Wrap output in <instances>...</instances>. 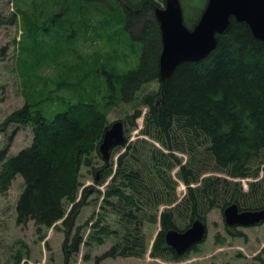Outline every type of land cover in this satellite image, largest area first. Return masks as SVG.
Masks as SVG:
<instances>
[{"label":"trees","instance_id":"obj_1","mask_svg":"<svg viewBox=\"0 0 264 264\" xmlns=\"http://www.w3.org/2000/svg\"><path fill=\"white\" fill-rule=\"evenodd\" d=\"M11 1L14 15L27 18L29 21L25 22L30 26L49 25L55 36H62L64 41L75 39L78 29L93 20L100 21L102 26L116 21L122 33L131 37L128 22L132 13L146 10L153 18L154 6L158 5L155 0H118L117 5L116 0L85 4L83 0ZM196 1L198 5L202 1L201 6L195 7L196 16L189 19L188 13L184 14L188 26L194 25L206 2ZM153 19L141 29L136 67L122 71L115 65H103V107L93 101H65L63 110L48 116L25 99L20 108L7 116L8 123L30 125L32 132L30 145L16 154L9 156L7 146L0 149V190H5L16 174L23 182L15 206L16 221L25 223L32 219L37 232L55 226L59 220L71 226L86 197L95 191L102 197L101 206L117 214L123 231L118 235L107 225L101 226L100 218L96 219L92 224L95 234L115 232L116 237V243L97 258L139 256L145 252L144 238L132 233L127 222L136 225L137 221L158 220L160 229L150 254L178 260L186 252L176 254L166 245L164 235L168 229H185L194 218L205 219L208 209L214 206L222 210L231 202L243 205L242 192L247 193V204L242 208L264 207V40L254 37L246 23L231 17L225 32L217 35L213 51L199 61L181 62L169 77L161 80V43L158 24ZM87 75L88 71L81 66L63 81H53V91L87 81ZM151 81L158 82V89L139 97L137 91ZM118 102L147 106L141 132L162 148L140 137L138 142L148 147L147 160H131L128 156L132 153L123 151L115 168L110 158H101L103 163L97 167L95 159L101 157L98 145L109 124L103 108ZM140 113L135 107L130 116L133 126ZM186 141L205 145L214 170L227 177L210 174L200 179V170L193 168V162L182 163L174 153L185 151ZM175 166L179 167L176 175L186 185V193L174 205L160 210L161 203L172 204L176 200V181L170 174ZM82 167L93 174V185L81 187ZM257 176L261 178L249 181L248 190L235 180ZM109 177L103 191L96 188ZM233 234L239 235V231ZM96 238L101 242L104 237ZM67 240L68 232L62 243L63 264L78 251L83 237L77 232L69 243Z\"/></svg>","mask_w":264,"mask_h":264},{"label":"rangeland","instance_id":"obj_2","mask_svg":"<svg viewBox=\"0 0 264 264\" xmlns=\"http://www.w3.org/2000/svg\"><path fill=\"white\" fill-rule=\"evenodd\" d=\"M83 1L84 4L94 2V0ZM155 1L160 6L164 3V0ZM180 1L185 7L183 15L188 13L189 19L194 18L197 14L195 7L198 1ZM201 2L198 7L201 6ZM13 7L11 0H0V149L7 146L9 156L30 145L32 141L30 125L7 122V116L13 110L20 108L25 99L48 116L63 110L65 101L78 99L93 101L103 107L102 97L105 94L101 75L103 65H115L122 71L136 67L142 43L139 40L142 36L141 29L154 20L153 15L146 10L134 11L128 22V30L132 38L128 33H122L116 21H108L102 26L100 21L93 20L84 28L78 29L75 39L64 41L62 36H55L49 25L41 23L28 25L25 22L29 21L27 18H20L19 14L12 13ZM38 19L41 22V18ZM30 21L35 22V19L30 18ZM81 66L88 71L87 81L59 89L55 85L56 91H53V81H63ZM157 89L158 82L151 81L143 84L137 94L140 97ZM135 107L139 108L141 113L134 120L136 124L133 126L130 116ZM103 109L108 122L120 120L123 123L125 133V143L114 147L111 151L110 159L114 162L113 168L116 167L118 155L123 151L132 153L128 156L131 160L134 157L147 160L148 147L138 142L140 137L162 148L159 142L141 132L147 111L146 105L137 102H118ZM184 148L185 151L176 150L174 153L181 158L182 163L191 160L193 168L200 170V179L210 174L227 177L224 172L214 170L205 145L186 141ZM102 163L101 157H96L94 165L99 167ZM178 168L175 166L170 171L172 179L176 181V200L172 204L161 203L160 210L174 205L183 194L182 187H179L180 179L176 175ZM80 173L81 187L94 184L93 174L86 167H82ZM109 179L110 177L101 185H96V188L103 191ZM250 180L254 179L248 178L247 184ZM22 184L21 177L16 174L8 187L0 190V264H63L62 243L67 232V243L71 241L74 233L78 232L83 237L78 251L69 257L67 264H264V222L253 226H235L227 229L222 210L218 206L209 208L205 214L207 227L205 239L178 260L165 258L167 255L152 256L150 254L155 233L160 227L158 220L156 222L137 221L136 225L127 222L130 231L141 235L146 242V250L141 255L97 258L111 244L116 243V237L115 232L102 233L104 236L100 233L95 234L92 224L96 219L100 218L101 226L107 225L110 231H117L118 235L123 232L118 223L119 217L114 210L101 206V195L97 196L95 191L90 192L71 226H65L59 220L55 226L48 229L42 228L40 232H37L32 219L25 223L16 221L15 206ZM243 187H246V183ZM242 194L244 204L239 205L244 207L247 204V193L242 192ZM145 207L149 211V204ZM237 231L239 235H234L233 232ZM96 237L104 238L98 242Z\"/></svg>","mask_w":264,"mask_h":264},{"label":"water","instance_id":"obj_3","mask_svg":"<svg viewBox=\"0 0 264 264\" xmlns=\"http://www.w3.org/2000/svg\"><path fill=\"white\" fill-rule=\"evenodd\" d=\"M248 25L252 35L264 40V0H206L199 18L191 28L183 23L179 0H164L162 7H154L158 23L161 49L158 58L159 78L165 80L178 64L199 61L213 51L218 34L225 32L230 18ZM124 129L120 120L110 122L105 129L98 150L103 159H108L110 150L124 143ZM227 225H253L264 220V208L240 209L236 202L223 209ZM206 236V225L198 217L184 230L168 229L165 242L177 254Z\"/></svg>","mask_w":264,"mask_h":264},{"label":"bare ground","instance_id":"obj_4","mask_svg":"<svg viewBox=\"0 0 264 264\" xmlns=\"http://www.w3.org/2000/svg\"><path fill=\"white\" fill-rule=\"evenodd\" d=\"M160 54V53H159Z\"/></svg>","mask_w":264,"mask_h":264}]
</instances>
